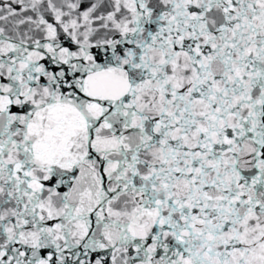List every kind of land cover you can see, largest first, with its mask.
I'll return each mask as SVG.
<instances>
[{"label": "snow or ice", "instance_id": "snow-or-ice-1", "mask_svg": "<svg viewBox=\"0 0 264 264\" xmlns=\"http://www.w3.org/2000/svg\"><path fill=\"white\" fill-rule=\"evenodd\" d=\"M0 264H264V0H0Z\"/></svg>", "mask_w": 264, "mask_h": 264}]
</instances>
